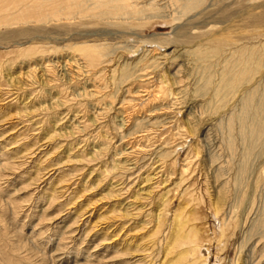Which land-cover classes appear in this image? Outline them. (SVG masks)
<instances>
[{"label": "rangeland", "instance_id": "374dc122", "mask_svg": "<svg viewBox=\"0 0 264 264\" xmlns=\"http://www.w3.org/2000/svg\"><path fill=\"white\" fill-rule=\"evenodd\" d=\"M129 1L139 8L159 1L161 10L120 16L125 23L84 17L0 24V264H159L165 239L186 228L200 230L199 257L207 264H250L252 240L264 234V133L256 142L244 136L255 128L240 114V97L246 89L264 94V0H179L175 7L171 0ZM84 41L106 44L114 60L108 69H77L81 56L68 48ZM27 46L34 49L19 56ZM152 49L158 51L149 56ZM239 49L255 53L254 73L223 92L229 65L241 67ZM150 57L157 64L141 78ZM162 74L179 92L173 114L149 118L150 128L143 116L152 106L118 110ZM174 118L184 124L180 133ZM142 130L156 135L151 143L131 140ZM167 138L174 147L165 160L177 162L161 172L159 142ZM130 148L136 154L123 157ZM191 215L197 219H185Z\"/></svg>", "mask_w": 264, "mask_h": 264}, {"label": "bare ground", "instance_id": "6f19581e", "mask_svg": "<svg viewBox=\"0 0 264 264\" xmlns=\"http://www.w3.org/2000/svg\"><path fill=\"white\" fill-rule=\"evenodd\" d=\"M129 0H0V24L1 23H5V24H10V25H19V24H24V23H31V20L32 21H36V22H40V21H45L47 19L49 20H57L56 22H62V21H66L68 24L69 22H73L75 21L76 19L78 18H83L84 17H89L91 20H94L96 22V24H101V22H105L107 21V23L109 22L108 20L110 19V21L112 20L113 22L116 20H122L123 21V18L125 19L124 21H128L130 20V18L132 17V19H134L133 17L140 13H142L141 11H144L145 10H150L152 12H155L157 11L158 13V10H161L158 8V4H159V1L156 3L157 5H154L152 4L153 2L151 1H147L149 3H146V6L143 7L141 5V8L138 7L137 4L139 3H135V2H130L128 3ZM142 1V0H141ZM154 1V0H153ZM157 1V0H156ZM172 2H174L172 6L175 7V5H177L179 3V0H171ZM170 1V2H171ZM183 1V0H182ZM186 1V0H185ZM195 1V0H194ZM197 1V0H196ZM144 2V1H143ZM142 2V3H143ZM163 2V1H161ZM171 2V3H172ZM199 2V1H198ZM165 4V2H164ZM191 4V3H190ZM190 4H186L187 5V8L189 7ZM140 5V4H139ZM144 5V4H143ZM182 5V4H181ZM195 5V4H193ZM197 5V4H196ZM191 6V5H190ZM143 7V8H142ZM180 7V6H179ZM182 7V6H181ZM185 7V6H184ZM161 8V7H160ZM191 10V8H189ZM141 10V11H140ZM165 10V9H164ZM186 10V8H185ZM187 11V10H186ZM165 12V11H164ZM185 12V11H184ZM190 12V11H189ZM187 13V12H186ZM165 14V13H164ZM156 15V13H155ZM154 15V17H155ZM120 16H123L122 19H120L119 17ZM139 17V16H137ZM149 19V18H148ZM151 19V18H150ZM59 20V21H58ZM79 21V20H78ZM85 21H86V18H85ZM123 21V22H124ZM33 23V22H32ZM106 23V24H107ZM125 23V22H124ZM88 24V23H87ZM78 25V24H77ZM92 25V24H91ZM90 25V26H91ZM95 25V24H94ZM81 26V25H80ZM89 26V25H88ZM109 26V25H108ZM224 35V34H223ZM227 35V34H226ZM225 35V36H226ZM215 38V37H214ZM226 38V37H225ZM213 39V37H212ZM219 39V38H218ZM227 39V38H226ZM96 40V39H95ZM214 40V39H213ZM209 41V40H208ZM85 42V41H84ZM213 42V41H212ZM93 43V42H92ZM95 43V42H94ZM221 43V42H220ZM228 43H230L228 41ZM227 43V44H228ZM233 43V42H232ZM214 44H217V43H214ZM224 44V43H223ZM226 45V44H225ZM263 45V44H262ZM210 46V45H209ZM227 46V45H226ZM257 46V45H255ZM260 46V45H259ZM19 47V46H18ZM106 44H102V43H98V44H90L88 42H85V43H82L80 46H76L74 48H68V50H73L72 53L73 55L76 54V52L79 54L77 55L79 57L78 59L74 60V63L77 65V69L81 70V67L83 69H85L86 71V68L91 70V71H95L96 69H99L98 71H104V69L107 68V66L109 64H111L112 62V58H110V53L107 54L106 53V50L108 52L109 49H106ZM217 47V46H216ZM219 47V46H218ZM236 47V46H234ZM253 47V46H252ZM36 48V47H35ZM202 48V47H200ZM213 48V47H211ZM215 48V46H214ZM213 48V50H211L212 52H219V49L217 51V49L215 50ZM230 48V47H229ZM239 48V47H238ZM254 48V47H253ZM259 48V47H258ZM16 49V48H15ZM31 49H34L32 48L31 46H27V47H24V48H21V49H17V52H18V55L19 56H24L26 52H28L29 50L31 51ZM159 49V48H157ZM210 49V48H209ZM252 49V48H251ZM260 49V48H259ZM235 50V48H234ZM237 50V48H236ZM255 50V48L253 49V51ZM37 51V50H36ZM158 50H148L147 52L149 53V56L150 54H152V52H155ZM202 51H207V50H202ZM252 51V52H253ZM261 53L262 50H257L256 52L258 53ZM264 51V50H263ZM32 52H35V50H33ZM42 52V51H41ZM110 52V51H109ZM161 52V51H159ZM201 52V51H200ZM209 52V51H207ZM230 52V51H229ZM234 52V51H232ZM244 50L242 49V51H237V60H238V63L241 65V67H239L238 69H232L230 70L231 66L229 65V70L227 68H224V69H227L228 72L230 75V78H227L225 79L224 76L222 78L225 79V81L223 80V86H221V88H223V92H224V88L227 89L231 87V84H232V87H234L233 83H235L237 80L238 82L240 81V79L243 78V76H247V74H250V73H254V70H252L251 68V63L253 62L252 60L254 59L253 56L255 53H250L249 55L247 56H244L245 52ZM3 53H9L8 51L6 52H3ZM36 53V52H35ZM43 53V52H42ZM147 53V54H148ZM203 53V52H202ZM206 53V52H205ZM224 53V51L222 52ZM231 53V52H230ZM236 53V52H235ZM234 53V54H235ZM37 54V53H36ZM71 54V53H70ZM204 54V53H203ZM201 54V55H203ZM214 55V53H212ZM219 54V53H218ZM42 55V54H41ZM72 55V54H71ZM72 55V56H73ZM155 54H152V56H154ZM200 55V54H199ZM207 55V54H206ZM229 55V54H228ZM233 55V53H232ZM258 55V54H257ZM256 55V56H257ZM261 57H264L262 54H260ZM159 56V54L157 55ZM156 56V58H157ZM205 56V54H204ZM214 56H217L214 55ZM219 56V55H218ZM230 56V55H229ZM45 57V56H44ZM76 57V55H75ZM164 57V56H163ZM233 57V56H232ZM255 57V56H254ZM41 58H43L41 56ZM146 58V56H145ZM150 58H153V57H150ZM159 58V57H158ZM165 58V57H164ZM258 58V57H257ZM206 59V58H205ZM219 59V58H218ZM232 60V58H229V60ZM263 59V58H262ZM154 58L153 59H146V61H144V66L140 69V72H144L141 76L142 77H147V75H149V73L147 72V70L156 65L157 63H154L153 62ZM158 60V59H157ZM156 60V61H157ZM235 60V59H234ZM236 60V61H237ZM261 60V59H259ZM258 60V62H259ZM73 61V59H72ZM114 61V60H113ZM141 61V59H140ZM155 61V60H154ZM252 61V62H251ZM262 61V60H261ZM69 62V61H68ZM158 62V61H157ZM205 62V60H204ZM256 62V61H255ZM257 62V63H258ZM263 62V61H262ZM261 62V63H262ZM58 63V62H57ZM73 63V62H72ZM139 63V61H138ZM142 63V61H141ZM233 63V62H232ZM140 64V63H139ZM213 64V63H212ZM225 64V63H224ZM47 65V64H46ZM259 65V63H258ZM140 66H142L140 64ZM250 66V67H249ZM262 66V65H261ZM1 67V66H0ZM68 67V66H67ZM258 67V66H256ZM255 67V68H256ZM49 68V67H47ZM206 68V67H205ZM254 68V67H253ZM82 69V70H83ZM108 69V68H107ZM259 69V68H258ZM48 70V69H46ZM78 70V71H79ZM49 71H51V69H49ZM125 71V70H124ZM48 72V71H47ZM87 72V71H86ZM90 72V71H89ZM114 72V71H112ZM122 72V71H121ZM126 72V71H125ZM177 72V71H176ZM94 73V72H93ZM92 73V74H93ZM101 72H99L100 74ZM124 72H122V75H125L123 74ZM256 73H257V70H256ZM52 74V73H51ZM88 74V72H87ZM98 74V75H99ZM103 74V73H102ZM82 75V74H81ZM89 75V74H88ZM94 75V74H93ZM101 75V74H100ZM158 75V74H157ZM253 75V74H252ZM96 76V75H95ZM104 76V74H103ZM221 76V75H220ZM125 77V76H124ZM127 77V76H126ZM250 77V76H249ZM80 78V77H79ZM99 78V77H98ZM148 78V77H147ZM210 78V77H209ZM264 78V76H263ZM262 78V79H263ZM95 79V78H94ZM250 79V78H249ZM137 80V79H136ZM151 80V79H150ZM247 80V79H246ZM252 80V78H251ZM258 80V79H257ZM140 81V80H139ZM179 81V80H178ZM182 81V80H181ZM209 81V80H208ZM222 81V79H221ZM51 82V81H50ZM148 82V81H147ZM258 82V81H257ZM262 82V81H261ZM94 84V82H92ZM173 83V82H172ZM208 83V82H207ZM220 83V82H219ZM250 82H248L249 84ZM149 84V85H148ZM176 84V83H175ZM181 84V82H180ZM210 84V83H209ZM212 84V83H211ZM210 84V85H211ZM222 84V83H221ZM261 84V83H260ZM259 84V85H260ZM144 85V84H143ZM170 83H169V80L167 79V77H165L163 74L161 76L158 77V79L154 81H151V82H148L147 85L145 84L144 85V88H141V96H138V94H135V98L130 99L131 102H129L130 104L129 105H132L131 103H133L132 106H129V105H120L118 106V110H121L120 112L124 111L125 109V112L127 114L128 110H131L132 112L133 111H139L140 113V110L143 111L144 108H148V107H151L153 108V110H148V111H145L144 115L145 117L143 116V120L144 118H147L149 120V118H152V117H156L155 115H158L160 116L159 118H154L155 120H158L160 118H164L166 117L167 115H171L173 114V110H175V106L176 103L178 102L177 99H176V96H178L177 93L179 92H173L171 90V87H170ZM177 85V84H176ZM208 85V84H206ZM262 85V84H261ZM95 86V85H94ZM138 86V85H137ZM172 86H174L172 84ZM180 86V85H178ZM204 87V86H203ZM202 87V88H203ZM215 87V86H214ZM219 87V86H218ZM236 87V86H235ZM256 87V86H255ZM260 87V86H259ZM140 88V87H139ZM201 88V89H202ZM206 88V87H205ZM204 88V89H205ZM220 88V89H221ZM246 88V87H245ZM249 88H252L249 87ZM179 89V88H177ZM175 89V90H177ZM244 89V88H243ZM174 90V91H175ZM209 90V89H208ZM211 90V89H210ZM235 90V89H234ZM239 90V89H238ZM247 90V93L248 94H245L246 97H240L242 100H240V102H242V105L244 106V108H242L243 110L242 113V116L246 119V120H250L251 122L254 123V131L253 132H249L245 133L244 136L247 137V136H251V137H254V142H256V138H259L258 136H262L263 133H264V122L259 119V116L264 113V94L261 96H255V94L258 95V92L259 90L256 89V91L258 90V92H253V93H249V90ZM214 91V95H220V97L218 96V98L221 99V93L219 91V88L216 90V89H213ZM216 91V92H215ZM229 91V90H228ZM90 92V91H89ZM95 92V91H94ZM207 92V90H206ZM236 92V91H235ZM263 92V91H262ZM93 93V92H92ZM96 93V92H95ZM260 93V92H259ZM128 94V93H127ZM134 94V93H133ZM206 94V93H204ZM212 94V93H211ZM261 94V93H260ZM90 95V93H89ZM137 95V96H136ZM207 95V94H206ZM227 95V94H226ZM231 95H235L234 93L231 94ZM97 96V95H96ZM99 96V95H98ZM111 96V95H110ZM129 96V95H127ZM213 96V95H212ZM105 97V96H104ZM217 97V96H216ZM96 98V97H95ZM129 98V97H128ZM131 98V97H130ZM225 98V96H224ZM228 98V96H227ZM113 99V98H112ZM127 99V98H126ZM234 99V98H233ZM224 100V99H223ZM124 100H122V103H123ZM220 101V100H219ZM127 102V101H125ZM127 102V104H128ZM135 102V104H134ZM224 102H226L224 100ZM229 102V101H228ZM100 103V101H99ZM112 103V102H111ZM110 104V102H109ZM126 104V103H125ZM219 104V103H218ZM241 104V103H240ZM106 106V105H105ZM221 107V106H219ZM106 109V108H105ZM110 109V108H109ZM221 109V108H220ZM107 110V109H106ZM87 112V111H86ZM105 112V111H103ZM130 112V111H129ZM124 113V112H122ZM121 113V115H122ZM135 113V112H133ZM231 113V112H230ZM85 114V113H84ZM131 114V113H130ZM120 115V114H119ZM137 115V114H136ZM102 116V115H101ZM127 116V115H126ZM176 116V115H175ZM236 115H234L235 117ZM241 116V115H240ZM241 116V117H242ZM115 117V116H114ZM117 117V116H116ZM134 116H132L133 118ZM231 117V116H230ZM124 118V117H123ZM131 118V119H132ZM167 118V117H166ZM233 119V116L231 117ZM236 118V117H235ZM238 118V116H237ZM100 119V118H99ZM147 119H145V121H147ZM175 119V118H174ZM231 119V120H232ZM240 119V118H239ZM130 119L128 118V121ZM136 120V119H135ZM133 120V121H135ZM163 120V119H162ZM166 120V119H165ZM169 120V119H168ZM166 120V121H168ZM178 120V119H177ZM176 119L172 122L173 124H176L175 126L173 127H176L175 129L178 130L177 132H179L180 128H183L184 124L177 121ZM141 121V120H140ZM170 121V120H169ZM187 121V120H186ZM230 121V120H228ZM240 121V120H239ZM97 122V121H96ZM136 122V127H140L141 124H137L138 121H135ZM150 122L147 121L146 124H148ZM160 122V121H159ZM171 122V121H170ZM233 122V121H232ZM246 122V121H245ZM132 123V122H131ZM154 122H151L148 124V126L150 127L151 125H154L153 124ZM161 123V122H160ZM84 124V123H83ZM123 124V123H122ZM135 124V123H134ZM143 124V123H142ZM169 124V123H168ZM227 124V123H226ZM103 125V124H102ZM144 125V128L146 127L145 124ZM172 125V124H171ZM158 126V125H157ZM164 126V124H163ZM159 127V126H158ZM161 127V126H160ZM103 128V127H102ZM143 128V127H141ZM151 128V127H150ZM87 129V128H86ZM223 129V128H222ZM103 131V130H102ZM105 131V130H104ZM182 131V130H181ZM184 131V130H183ZM150 132V130H149ZM138 133V132H136ZM180 133V132H179ZM229 133V132H228ZM172 134V133H171ZM154 137L156 135L152 134ZM152 135H150L148 133L147 130L145 131H141L139 132V134H137V137L135 139H131L133 140V142L135 141V143H141L142 145L143 144H149V142L151 143L153 140L154 137H152ZM159 135V134H158ZM165 135V134H164ZM181 135L180 134L179 136L180 137H177V138H181ZM106 136V135H105ZM104 136V137H105ZM170 136V135H169ZM177 136V135H176ZM172 137V136H171ZM101 138V136H100ZM166 138V137H165ZM175 138V136H174ZM248 138V137H247ZM163 139V138H162ZM183 139V138H182ZM252 139V138H251ZM157 140V139H156ZM171 140V139H170ZM170 140L167 139H164L162 142H159L160 146V154H161V157L159 159H157L158 161V166H157V169H160L161 172H164L165 169L168 167L170 168L174 163L177 162V159H176V162L175 161H171L170 163L167 164V160H165V158H167L165 155H168L170 154L169 153V149L171 148V146L169 147V145L172 143L173 147H174V143L170 142ZM177 141V139H175ZM174 140V142H175ZM184 140V139H183ZM229 141V140H228ZM254 142L251 141L249 142V147L248 149L251 150V147H253L254 145ZM79 143V142H78ZM132 143V142H131ZM182 143V141H181ZM229 143V142H228ZM137 145V144H136ZM151 146V145H150ZM168 146V148H167ZM32 147V146H31ZM103 147V146H102ZM131 147V146H130ZM141 147V146H140ZM165 147V148H164ZM149 148V147H148ZM106 149L107 146H106ZM151 149V148H150ZM188 149V148H187ZM247 149V148H246ZM247 149V150H248ZM103 150V149H102ZM135 149L134 148H130V151H128L126 153V151H124V154H123V157L124 155H126L125 158L127 157H130V156H133L134 154H136V150L134 151ZM194 150V149H193ZM152 151V150H151ZM156 151V150H155ZM192 151V150H191ZM123 152V151H122ZM186 152V151H185ZM190 152V148L188 149V151L186 152L185 156H184V159L182 160L183 162L186 163L189 162V158L187 155H190L189 154ZM138 154V153H137ZM159 154V153H158ZM174 154V153H173ZM193 155V154H192ZM117 156V155H116ZM146 156V155H145ZM172 156V154H171ZM136 158V157H135ZM158 158V156H157ZM130 159V158H129ZM128 159V160H129ZM138 159V158H137ZM155 159V158H154ZM168 159V158H167ZM134 160V158H133ZM174 160V159H173ZM127 161V160H126ZM155 161V163L157 162ZM167 161V162H166ZM131 162V161H130ZM150 163V162H149ZM134 164V163H133ZM154 164V163H153ZM188 164V163H187ZM183 165V164H182ZM236 165V164H235ZM244 165V164H243ZM114 166V165H113ZM184 166V165H183ZM132 167V166H131ZM115 168V167H114ZM126 168V167H125ZM154 168V167H153ZM127 169V168H126ZM152 169V168H151ZM155 169V168H154ZM173 169V168H171ZM187 169V168H186ZM160 170L155 173L153 176V178H155L154 176H158L161 172ZM169 171V169H167ZM185 169H182L181 172L183 173L184 175V172ZM187 171V170H186ZM146 173V172H145ZM148 176V175H146ZM145 176V177H146ZM165 177V176H164ZM147 178V177H146ZM145 178V179H146ZM148 177L147 182L151 181L152 178ZM145 180V181H146ZM143 181V179H142ZM156 181V180H155ZM181 181V180H180ZM183 181V180H182ZM152 185H155V184H152ZM176 187V186H175ZM155 189H158V185H156L155 187H153ZM151 189L152 191L155 190V189ZM150 190V188H149ZM160 190V189H159ZM194 192V191H193ZM192 192V193H193ZM168 194V193H167ZM189 194V193H188ZM183 195V194H182ZM184 195H186V191L184 193ZM183 195V196H184ZM190 195V194H189ZM182 197V196H181ZM185 197V196H184ZM192 197V196H191ZM183 198V197H182ZM184 199V198H183ZM185 199H188V198H185ZM166 204V202H164ZM165 207V206H164ZM68 210V209H67ZM140 214V213H139ZM175 216H174V219H173V222L174 221H177L178 217L180 216H177L176 212L174 213ZM159 216V215H158ZM192 216V215H191ZM157 218V217H156ZM188 218V221H193L195 220V218L197 219V217H185V219ZM184 219V220H185ZM180 220V219H179ZM163 221L161 222V218L160 220L157 221V228L155 231H159V226H161L160 224L163 225ZM191 223V222H189ZM193 223V222H192ZM188 224V223H187ZM156 225V223H155ZM190 225V224H189ZM224 225V224H223ZM171 226V225H170ZM182 228H183V222L181 223L180 225ZM179 226V228H180ZM193 226V225H191ZM169 228V227H168ZM167 228V229H168ZM166 229V230H167ZM170 229V228H169ZM175 229H178V226L176 227L175 226ZM181 229V228H180ZM221 231H223L222 228H220ZM184 229H181V232L183 231ZM154 231V232H155ZM200 231V230H199ZM199 231L196 230V229H193V228H186L185 229V232H183V234H180L179 232V229L178 231L175 233L174 236H171L169 237L168 239H165V245H166V248L164 250V253L161 255V259L159 261V264H207V260L208 259H201L199 257V248H200V244H199ZM218 231V230H217ZM164 232V231H163ZM175 232V231H174ZM198 232V233H197ZM160 233V232H159ZM167 233V231H166ZM157 234V233H156ZM165 235V233H164ZM157 236V235H156ZM168 236V235H167ZM167 236L165 238H167ZM154 237V235H153ZM224 238V237H222ZM259 239H253V243L251 244L252 246L250 247L249 249V252H250V259L248 258V260H250V264H264V234L260 237H258ZM162 240V239H161ZM163 241V240H162ZM157 242V241H156ZM153 243V242H152ZM159 243H161L159 241ZM204 243V242H203ZM220 243V242H219ZM163 244V243H162ZM225 247V244L221 243V247H220V250H222L223 248ZM154 248V247H153ZM163 248V247H162ZM179 249L177 252L175 250ZM201 250V249H200ZM7 251V250H5ZM10 251V250H9ZM8 252V251H7ZM14 252V251H13ZM12 254V253H11ZM248 255V254H247ZM12 257V256H11ZM249 257V256H248ZM252 260V261H251ZM245 261L243 262H240V259H237L236 260V263L235 264H244ZM12 264V263H11Z\"/></svg>", "mask_w": 264, "mask_h": 264}]
</instances>
